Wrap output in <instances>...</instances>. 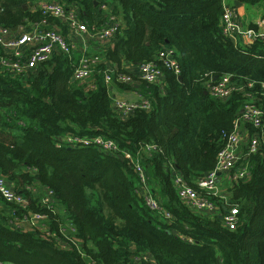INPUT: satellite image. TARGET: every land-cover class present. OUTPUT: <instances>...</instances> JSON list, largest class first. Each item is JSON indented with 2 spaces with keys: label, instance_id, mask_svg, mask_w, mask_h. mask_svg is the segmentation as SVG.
<instances>
[{
  "label": "trees",
  "instance_id": "1",
  "mask_svg": "<svg viewBox=\"0 0 264 264\" xmlns=\"http://www.w3.org/2000/svg\"><path fill=\"white\" fill-rule=\"evenodd\" d=\"M58 1L75 8L89 27L105 23L102 6L109 2V9L123 18L125 26L113 46L98 54L107 61L98 64L86 81H72L79 63L76 54H56L34 74L14 76L0 70V171L30 200L26 209L0 200V262L137 264L135 259L148 254L157 264H264L262 154L242 158V164L250 162L251 176L234 183L229 206L221 205L223 211L239 209L235 230L218 217L191 211L174 187L176 173L196 187L197 177L215 168L226 144L224 134L233 131L247 102L264 109V40L240 46L226 37L224 0ZM25 5V0H0V25L11 31L16 28L18 34L46 18ZM48 21L49 28L58 27L68 35L60 20ZM167 48L177 51L180 75L163 69L165 92L144 81L118 83L152 104L150 110L121 117L105 82L107 67L136 76L141 64L159 63V53ZM125 64L132 66L130 70ZM226 75L244 85L255 82L247 89L251 96L243 92L226 100L211 96L206 83ZM65 134L109 137L135 154L140 147L156 145L158 150L144 153L143 161L173 219L158 220L151 213L137 194L136 173L121 154L93 145L57 147ZM27 185L53 191L52 207L25 193ZM12 211L20 220L33 213L47 215L50 234L10 223ZM71 229L80 250L66 241L63 232L69 234Z\"/></svg>",
  "mask_w": 264,
  "mask_h": 264
},
{
  "label": "built area",
  "instance_id": "2",
  "mask_svg": "<svg viewBox=\"0 0 264 264\" xmlns=\"http://www.w3.org/2000/svg\"><path fill=\"white\" fill-rule=\"evenodd\" d=\"M111 1V0H108ZM109 2L104 3L102 9L105 12L106 21L100 27H89L87 23L79 17L75 8H67L58 0H48L38 4L35 9L40 10L46 18L32 26L29 31L21 30L20 34H13L11 30L0 25V70L10 72L16 75L34 74L39 72L41 66L50 61L56 54H66L80 56L79 63L74 71L75 80L86 81L90 79L96 69V66L107 60L101 58L98 54L104 49L112 47L114 39L125 24L120 15H115L108 7ZM237 11L226 8L222 17L223 33L231 40H237L240 36L245 37L247 45L252 44L257 39L264 40V20L259 24V29L241 27L237 21ZM49 18L60 20L68 27V35L65 36L58 27L49 28ZM108 18V19H107ZM76 39V41H74ZM84 44L86 47H92L93 44L100 48L92 49L94 55L86 52V49L80 47ZM28 49L29 53L23 56L22 49ZM88 54V55H87ZM177 51L174 48H167L159 53L158 61L145 62L138 67L136 76L118 72L117 67H107L105 82L110 88L111 85L118 83L133 84L136 81H144L156 85L162 92L166 90L165 74L163 69H169L180 75V68L176 59ZM161 64V65H160ZM132 66L125 64L126 70ZM117 73V76H116ZM255 86V82L249 81L247 84H241L233 80L231 75L224 76L216 83L211 81L206 83L207 92L216 99H229L236 92H243L245 96H251L249 90ZM264 94V82L262 83ZM114 107L123 118L131 116L136 110H150L152 104L149 100L141 97L135 102L114 99ZM226 144L219 152L215 168L204 175H199L195 180V185L191 186L185 178L176 173L174 177V187L180 201L195 213L204 214L207 217H218L223 225L231 230L237 229L239 225V209L231 207L222 210V206L228 207L230 204V193L221 195L220 187L227 183V191L234 183L246 181L251 176L249 163H241L245 156H255L262 154L264 156V109L254 102H247L242 112L235 118L233 131L224 134ZM57 147L93 145L107 153H119L129 162L132 169L139 179L137 194L143 199L145 205L154 214L158 220H172V214L163 206L161 196L157 190L152 176L143 161L144 153L157 151L156 145H146L140 147L138 152L132 153L124 150L114 139L105 136H77L65 134L60 141L56 143ZM26 192L41 197V203L51 208L54 203V193L49 188H42L35 185H27ZM0 200L8 205H14L16 208L26 209L29 207L30 200L24 193H18L13 183L0 171ZM11 221L17 222L15 212H10ZM48 217L43 213H33L25 215L21 222H29L32 225L24 227L18 224L19 228L40 229L44 233H49L46 226ZM65 231V230H64ZM67 238V243L80 250L81 243L71 236L75 233L71 229L69 234L63 232ZM183 237V236H182ZM187 239L193 242L192 239ZM63 248H67L66 245ZM137 264H157L148 254L141 255L135 259ZM0 264H4L1 263Z\"/></svg>",
  "mask_w": 264,
  "mask_h": 264
},
{
  "label": "crops",
  "instance_id": "3",
  "mask_svg": "<svg viewBox=\"0 0 264 264\" xmlns=\"http://www.w3.org/2000/svg\"><path fill=\"white\" fill-rule=\"evenodd\" d=\"M226 8L235 9L237 11V17L236 21L237 23L244 28H249L251 25H259L261 21L263 20L264 16V3H259L257 5H248L241 2H238L236 0H225L224 1ZM254 8H258L260 11L256 12L254 11ZM19 32L18 34H20ZM76 41V39H74ZM237 44L240 46L247 45V40L245 37L240 36L237 40ZM82 47V45H80ZM23 56L28 55L29 51L26 48L22 49ZM134 72L137 71L136 68L133 69ZM118 86L111 85L109 88V91H113L114 99H123L125 101L135 102L138 99L141 98V95L137 93V91H131L129 89H123V88H116ZM1 207V206H0ZM24 229H28L32 231V228L25 227ZM4 264H10V263H4Z\"/></svg>",
  "mask_w": 264,
  "mask_h": 264
},
{
  "label": "rangeland",
  "instance_id": "4",
  "mask_svg": "<svg viewBox=\"0 0 264 264\" xmlns=\"http://www.w3.org/2000/svg\"><path fill=\"white\" fill-rule=\"evenodd\" d=\"M26 1V7H27V5H28V7L27 8H29V7H31V8H36V7H38L37 5L38 4H41V2H45V1H48V0H25ZM225 1V0H224ZM261 3H264V2H261ZM254 11H260L258 8H254ZM34 24H32V25H30V29L32 28V26H33ZM22 29H24L25 30V28H22ZM15 32V30L13 31L12 30V33L13 34H15L14 33ZM16 35V34H15ZM82 47L84 48V49H86V52L88 51V50H90L89 52H87L88 54H90V55H94L93 53H92V49H96V48H100L99 47V45H97V44H93L92 45V47H86L84 44H82ZM79 56V55H78ZM79 60H80V56H79ZM115 86H118V87H120L119 85H115ZM118 87H116V88H118ZM111 93L113 94V91H111ZM123 100V99H122ZM227 183H224L221 187H220V189H219V193L221 194V195H226V194H228L229 192L227 191ZM139 186V185H138ZM11 222H13V221H10V223ZM18 224L20 225V226H22V224L23 225H26V226H29V225H32L31 223H29V222H21L20 220H18L16 223H14V225L15 226H18ZM33 226V225H32ZM22 227H24V226H22Z\"/></svg>",
  "mask_w": 264,
  "mask_h": 264
},
{
  "label": "water",
  "instance_id": "5",
  "mask_svg": "<svg viewBox=\"0 0 264 264\" xmlns=\"http://www.w3.org/2000/svg\"><path fill=\"white\" fill-rule=\"evenodd\" d=\"M24 8H25V9H27V7H26V6H24ZM14 30H16V28H15ZM232 42H233V43H235V40H234V39H232ZM72 81H75V78H73V79H72Z\"/></svg>",
  "mask_w": 264,
  "mask_h": 264
}]
</instances>
